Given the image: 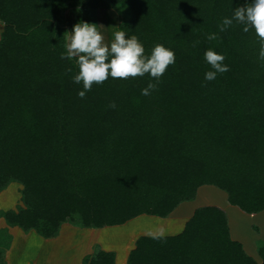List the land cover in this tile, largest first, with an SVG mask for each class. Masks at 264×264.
<instances>
[{
	"label": "trees",
	"instance_id": "trees-1",
	"mask_svg": "<svg viewBox=\"0 0 264 264\" xmlns=\"http://www.w3.org/2000/svg\"><path fill=\"white\" fill-rule=\"evenodd\" d=\"M106 1L129 12L115 32L136 35L146 54L157 43L175 54L149 96L141 89L156 81L145 74L109 77L78 97L75 61L60 55L63 15L100 0H0V192L17 182L21 202L0 211L5 223L48 239L64 222L100 228L141 214L166 217L202 185L224 191L247 214L264 211L259 39L235 21L218 27L245 0ZM207 49L230 69L212 81L204 78L214 70ZM2 236L10 238L5 229ZM256 251L260 262L231 239L225 212L206 205L176 235L139 236L126 264H264V240ZM114 263L115 253L104 250L82 261Z\"/></svg>",
	"mask_w": 264,
	"mask_h": 264
},
{
	"label": "clouds",
	"instance_id": "clouds-1",
	"mask_svg": "<svg viewBox=\"0 0 264 264\" xmlns=\"http://www.w3.org/2000/svg\"><path fill=\"white\" fill-rule=\"evenodd\" d=\"M233 21L243 25L242 30L245 33L250 29L254 30L259 39V59L264 61V0H245L243 6L235 8L231 18H223L218 25L219 30L225 31L233 25ZM206 38L212 41L217 40L218 36L216 33H209ZM104 39L97 24L86 21H79L70 31L64 32L65 52L60 54L61 59L75 61L78 71L72 75V80L83 85V90L78 92L81 99L85 98L86 92L91 91L93 84H103L109 77L126 80L145 74H149L156 81H150L141 89L142 95L149 96L157 88L168 66L175 63L174 52L159 43L153 46L150 54H146L136 35L129 37L124 31H116L110 46L104 43ZM204 58L214 69L205 73L206 81L215 80L217 73L223 74L230 70L223 63L225 56L212 49L204 52ZM66 72L71 73L72 69L68 68ZM108 107L115 108L116 105L110 102ZM149 235L153 239H162L164 231L159 229Z\"/></svg>",
	"mask_w": 264,
	"mask_h": 264
},
{
	"label": "rangeland",
	"instance_id": "rangeland-1",
	"mask_svg": "<svg viewBox=\"0 0 264 264\" xmlns=\"http://www.w3.org/2000/svg\"><path fill=\"white\" fill-rule=\"evenodd\" d=\"M63 16V26L67 31H70L72 29V26L75 23L79 22L78 17L87 20V22L89 23L97 24L98 31L105 38L104 43L110 46V43L113 41V34L115 32L117 24L122 21V19L128 17L129 12L126 9H124V11L122 12H117L110 6V4L106 0H100L98 8H68L64 11ZM1 29L2 24L0 22V32ZM19 188V183L10 182L7 187L0 192V211L6 209H15L17 205H20L21 202L19 201ZM208 188L213 190L212 188L215 187L211 186ZM230 215L233 216L235 214L230 213ZM240 222L241 226H239V230L243 229L244 236H251L253 241L255 240V237L258 241L264 240V211L258 213V215L254 218L244 217V219H241ZM249 223L251 224L250 230L247 232V226H249ZM69 224L80 227L76 223ZM132 226L133 223L130 222L127 225L123 226L105 227L101 235H95L91 233L93 232V230H90L89 227H84L86 228L85 235H78L79 239L75 241L76 249L74 251V256L78 258V254L83 253L84 255V252L87 253L88 251L93 250L91 252L92 254L100 248L106 247L107 249H110V251L116 253V264L123 263L122 250L125 241L124 239H127L128 233L133 231L134 228ZM4 229L5 233H7L10 238L8 240L6 237H1L2 239L0 241V247L8 243L5 248L3 247L4 249L2 248V264H59L66 262V259L68 258V250H65L67 248L66 246L68 245L65 246L64 244H62V247V245H60V242V247L53 250V248H51V242L39 241L38 238L36 239L35 237L37 233H35L33 230L25 232L18 227H10L0 216V230L3 231ZM134 230L136 231V229ZM64 252H66L67 254Z\"/></svg>",
	"mask_w": 264,
	"mask_h": 264
},
{
	"label": "crops",
	"instance_id": "crops-1",
	"mask_svg": "<svg viewBox=\"0 0 264 264\" xmlns=\"http://www.w3.org/2000/svg\"><path fill=\"white\" fill-rule=\"evenodd\" d=\"M212 185H202L197 189L196 195L194 199L189 200V201H183L178 204V206L175 207V209L170 212L166 217H158V216H153V215H145L141 214L138 215L128 221H126L123 224L120 225H114V226H123L127 225L128 223H133V228L136 229V231L133 229L132 232L128 233L127 239L125 238L124 240V246L122 250V262L121 264H126V258L128 255V252L130 249L134 247V242L135 240L141 236H150V232H155L159 229H163L164 231V236H171V235H176L180 233L187 220L191 217L193 211L200 206H206V205H212V206H217L220 209H222L227 218V225L229 229V235L231 239L236 240L242 244V247L244 251L253 257L256 261L260 262V258L258 259V255L256 254V241L257 238L255 237V240L253 241L251 236L247 235L244 236V231L239 230V226H241V219H244V217H256L258 213L256 214H247L243 211H241L238 207L234 205H230L226 201V194L215 188H212L211 190L208 187H211ZM214 187V186H213ZM230 213H234L235 215L231 216ZM250 223L249 226H247V232L250 230ZM105 227H110V226H104L100 228H90V230H93V234L95 235H101L103 232V229ZM86 228L84 227H77L75 225H71L67 222H64L61 224L60 229L58 234L53 237V238H41L37 236L38 234L35 235L36 239L38 238L39 241H49L51 242V245L54 249H58L60 245L64 244L67 248L65 250H68V258L66 259V262L59 263V264H82L83 258L91 254L93 251H88L87 253L84 252L82 254H78V258L74 256V251L76 249L75 247V241L79 239L78 235H85L86 233ZM254 238V237H253ZM60 239V240H59ZM250 239V240H249ZM38 241V242H39ZM61 242V243H60ZM60 243V245H59ZM78 246V243H77ZM63 247V245H62ZM64 250V249H63ZM64 250V251H65ZM99 250H104V251H110V249H107L106 247H102ZM96 252V251H95ZM93 254V253H92ZM72 258H71V257ZM75 257V258H74ZM117 263V256L115 253V263Z\"/></svg>",
	"mask_w": 264,
	"mask_h": 264
}]
</instances>
